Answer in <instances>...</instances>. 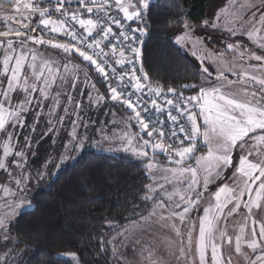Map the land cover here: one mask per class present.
Here are the masks:
<instances>
[{
  "label": "snow or ice",
  "instance_id": "1",
  "mask_svg": "<svg viewBox=\"0 0 264 264\" xmlns=\"http://www.w3.org/2000/svg\"><path fill=\"white\" fill-rule=\"evenodd\" d=\"M48 2L51 3L50 7L46 6L45 0H7L8 8L0 3V10L13 13L2 17L5 30L0 31V76L6 80V83L0 82V134L7 138L3 142L4 158L12 154L14 133L9 128L24 125L34 103V94L39 92L42 99H47L48 89L56 83L58 75L61 83L67 82L65 75H60V67L54 66L55 60L42 58L30 45H48L51 49L59 50L69 63L73 55H77L103 76L109 99L130 110L133 115L129 120H135L139 125L137 134L125 132L123 137L127 145L124 151L145 162L146 176L150 181L143 186L145 195L142 200L153 202V207L147 216L140 217V221L147 224L159 216L160 221L167 222L181 245L178 249L181 258L193 253L195 246L198 264H231V258L224 257L221 250L225 240L229 244L232 242L226 229L219 226L221 219L238 213L242 207L250 214L253 207L259 208L264 202V55L239 51V45L232 43L227 44L226 48L232 50L233 57L238 58L234 61H226L223 54L202 53L201 63L211 60L217 66V74L214 79H207L212 74L207 67L203 68L202 85H180L181 89L198 88L196 95L185 97L183 91L175 87L167 86L165 91L164 85L157 83L153 86L149 74L143 71L142 62L139 75L135 67L124 71L125 66L134 65L138 58L143 57V40L137 33L140 36L146 34V28H133L131 23L124 21L144 23L151 0ZM234 7L235 23L228 28L229 34L236 35V24L241 28L247 24L245 31L249 41L264 50V0H260L259 5L253 0L251 3L234 4ZM254 10L261 15L257 16ZM245 12L252 13L248 21L244 19ZM53 14H58V18H53ZM37 17L33 26L32 21ZM216 19L220 21L221 17L217 16ZM203 23L205 26L209 24L208 21ZM191 30L192 25L185 22L183 35L177 36V42L192 40ZM41 33L62 36L65 42L45 39ZM253 60L259 63V67L249 63ZM115 65L120 66L119 71ZM63 68L66 74L68 63ZM73 70L74 75L80 71L77 66H73ZM226 73L235 79H229ZM84 75L86 79L87 73ZM113 82L117 86H113ZM71 87H75L74 81ZM13 93L18 97L16 103H13L10 95ZM21 93L23 99H19ZM68 99L71 100V97ZM102 100L104 97L98 96L97 103ZM153 113L158 114L155 120ZM160 116L164 119H160ZM168 121L172 126L166 132ZM140 133L148 138L144 139ZM201 139L208 151L206 155L197 156V142ZM86 140L73 129L70 151H83ZM24 147L30 149L27 139ZM157 153L165 154L174 167H159L154 162ZM234 154H238L235 164ZM14 155L23 161L25 151H17ZM193 163L195 166H192ZM6 167L4 160L0 159V169ZM17 167H20L18 162ZM228 169H233L230 177L232 184L222 183L213 194V200L203 208L194 240L196 225L189 219L190 213L200 207L202 192L221 179ZM14 183L18 187L24 185L23 190L27 188L23 175L14 179ZM169 187L172 191H169ZM3 191L13 196L14 200L18 199L8 188ZM229 205L232 207L225 214ZM26 206L23 201H5L4 207L8 211L0 214V234H3L5 241L10 242L14 217ZM249 219L250 216L246 217L245 223ZM176 221L187 228L186 243L185 234L181 233ZM127 232L125 229L120 234L121 238ZM244 232V227H241L235 241L236 253L241 252ZM245 244L251 250L250 255H245L247 264H264V223L259 224L257 229L256 222L252 221ZM71 255L73 259L76 258L75 253Z\"/></svg>",
  "mask_w": 264,
  "mask_h": 264
},
{
  "label": "rangeland",
  "instance_id": "2",
  "mask_svg": "<svg viewBox=\"0 0 264 264\" xmlns=\"http://www.w3.org/2000/svg\"><path fill=\"white\" fill-rule=\"evenodd\" d=\"M246 2L251 3L253 0H226L205 20L209 22L207 26L204 23L200 25L191 24L193 39L188 42L178 43L176 38L178 35H183V27L177 31L175 35L176 44L199 64L202 72L203 68H208L212 75L211 77H207V79L215 78L217 66L211 60H205L201 63L202 53L205 55L209 52L223 54L226 61H234L238 58L233 57L232 50L226 48L227 44L232 43L239 45V51H247L248 54L255 52L257 55H264V50H260L255 42L249 41L245 31L247 24H245V28H241L236 24V35L229 34L228 28L232 27L233 23H235L233 15L235 12L234 4ZM254 2L257 5L260 4V0H254ZM254 11L257 16L261 15L258 10ZM217 16L221 17L220 21H217ZM251 16V12H245V21L250 20ZM213 24L216 27H212ZM1 30L3 31V28ZM194 42L195 47H193ZM30 47H33V45H30ZM36 50L42 58L55 60L54 66L60 67V75H65L67 82L61 83L58 75L56 83L48 89L49 95L47 99H42L39 92L34 94V103L27 113L24 125L22 127L18 126L15 129L9 128L10 131H13L14 138L11 142L12 154L8 158H4L3 156V142L7 138L0 134V159H3L7 166L6 169H0V214L8 211L4 207L5 201L9 203H20L23 201L27 205L18 211L14 220L23 210L34 206L32 198L37 187L49 182L69 161H74L78 157L81 151H70L71 145L69 141L73 129L76 130L78 135L87 138L85 147L91 146L97 150L112 154L128 152L124 151L127 145L124 143L123 133L129 132L135 135L139 132V125L135 120H129V117L133 114L129 110V112L122 111L117 106L114 108V105L117 103L109 99L108 90L103 91L100 88L97 78L90 73L88 67L80 62V58H74V56L78 57L77 55H73L69 63L61 51L51 49L48 45L47 48ZM0 53H2V50H0ZM0 60H2V54H0ZM65 63H68L69 69L66 74L63 68ZM249 63L259 67V63L254 60ZM73 66H77L80 69L75 75ZM85 73H87L86 79ZM226 75H228L229 79H235V77L228 73ZM73 81L75 82V87H71ZM0 82L6 83L3 76H0ZM197 92L198 90L192 91L187 95H196ZM10 95L12 96L13 103H16L18 99L17 95L15 93ZM69 96L71 100L68 99ZM98 96H103L104 100L97 103ZM19 99H23V93L19 95ZM77 104L79 107H77ZM140 135H143V133H140ZM45 138L49 139L47 145L49 154L41 166L35 167V165L34 167H30L29 163L34 160L38 145ZM143 138L147 139L146 135H143ZM25 139H27L30 149L24 147ZM66 145L68 146L67 148L65 147ZM200 145L202 146V143ZM20 150L25 151L23 161H20L14 155L15 152ZM207 151L208 149L205 147L201 152H196V155H206ZM158 154L160 153L156 154L154 162L159 167H174V165L169 163L166 155H164L165 160L160 161ZM149 155L151 156L152 153L150 152ZM237 155H233L234 164L237 161ZM17 162L20 163V167H17ZM192 166H195V164L193 163ZM232 171L233 169H228L223 173L221 179L210 184L208 190L202 192L199 201L200 207L190 213L189 219L196 225V232L193 233L194 240L198 234L199 217L203 215V208L208 206L210 200H213V194L222 183H228L231 186L232 180L230 177ZM21 175L26 178V190H23L24 185L18 187L14 183V179H19ZM4 188H8L10 192L15 193L18 199L14 200L13 196L6 195L3 191ZM169 191H172L171 187H169ZM231 207L232 205H229L225 209V214H227L228 209ZM165 215H167L166 212ZM248 216L251 219L245 223V218ZM253 220L256 222L257 229L259 224L264 223V202H262L259 208L253 207L250 214L242 207L238 213L227 216L226 219H221L220 228L226 229L227 236L232 238L230 244L225 240L221 250L224 257L231 258V264H247L245 255H250L251 250L246 247L245 242L249 238ZM176 223L181 233L185 234L186 243L187 228L185 225H180L179 221H176ZM241 227H244L245 232L241 240V252L236 253L235 241L236 237L240 235ZM2 238L3 243L0 250H11V239L8 242L4 240V237ZM113 244V259L115 264H198L195 246L193 247V253L188 254L184 258L179 256L178 249L181 245L177 243L176 234L167 226V222L159 220V216L152 218L147 224L141 221L136 223L135 227L123 237L121 242L118 241L117 243L115 241Z\"/></svg>",
  "mask_w": 264,
  "mask_h": 264
},
{
  "label": "trees",
  "instance_id": "3",
  "mask_svg": "<svg viewBox=\"0 0 264 264\" xmlns=\"http://www.w3.org/2000/svg\"><path fill=\"white\" fill-rule=\"evenodd\" d=\"M223 2L226 0H151V27L141 60L152 83L165 89L172 86L185 94L198 90L180 88L184 83L202 85L203 80L201 67L176 44L175 35L185 22L203 23ZM80 62L106 91L95 67ZM48 140L40 142L30 167L44 163ZM200 143L197 153L205 148L203 140ZM158 155L160 161L165 160L164 154ZM146 171L145 162L129 152L112 154L84 147L74 161L35 189L34 206L23 210L10 227L12 248L0 250V264H115L113 242H121L120 234L125 229L130 232L153 207V202L142 200L143 186L150 182ZM2 237L0 234V247Z\"/></svg>",
  "mask_w": 264,
  "mask_h": 264
},
{
  "label": "built area",
  "instance_id": "4",
  "mask_svg": "<svg viewBox=\"0 0 264 264\" xmlns=\"http://www.w3.org/2000/svg\"><path fill=\"white\" fill-rule=\"evenodd\" d=\"M53 2H54V0H53ZM45 4H46V6H51V3L50 2H48V0H45ZM67 6V5H66ZM73 7H75V5H73ZM53 18H58V14H53ZM38 19V17L37 18H35V19H33V21H32V24H33V26L36 24V20ZM144 23H142L141 21H136V22H134V23H132V22H127V21H124V23H131V26L133 27V28H135V27H141V28H146V34L145 35H143V36H140V34L139 33H137V35L140 37V39H142L143 40V44H144V42H145V39H146V37H147V35H148V33H149V29H150V27H151V22H150V20H149V17H148V12H146L145 13V15H144ZM2 25H1V22H0V31H2L1 29H2V27H1ZM78 27V26H77ZM37 32L39 33L40 32V30L39 29H37ZM41 34H43L44 35V38L45 39H56V40H58V41H61V42H65V38L64 37H62V36H59V35H50V34H47V33H41ZM67 42H70V40L69 41H67ZM142 47H143V45H142ZM106 51H107V49H105ZM141 62H142V60H141V58H138L137 60H136V62H135V64L134 65H128V66H125L124 67V71H129V69L131 68V67H135L136 68V70H137V75H139L140 74V65H141ZM116 67H117V69H118V71L120 70V66L119 65H115ZM107 67V66H106ZM108 70H109V72H110V67H108ZM143 71H144V68H143ZM100 75V74H99ZM100 79L103 81V84L105 85V81H104V78H103V76L102 75H100ZM153 84V86H155L156 84H154V83H152ZM113 86H117L114 82H113ZM165 91H167V89H165ZM184 93V92H183ZM137 95H144V96H146L147 95V93H137ZM184 96L185 97H187L188 95L187 94H185L184 93ZM135 98V97H134ZM174 98V97H173ZM175 99V98H174ZM125 107V106H124ZM149 107H150V105H149ZM130 111V110H129ZM131 112V111H130ZM132 113V112H131ZM153 115V120H155L156 118H157V116H158V114H156V113H153L152 114ZM160 119H164V117L163 116H160L159 117ZM172 126V124H171V121H168L167 122V124H166V126H165V131L167 132V130H168V128L169 127H171ZM147 137V136H146ZM148 138V137H147ZM182 138V137H181ZM200 145V140L197 142V146H199ZM165 155V154H164Z\"/></svg>",
  "mask_w": 264,
  "mask_h": 264
},
{
  "label": "crops",
  "instance_id": "5",
  "mask_svg": "<svg viewBox=\"0 0 264 264\" xmlns=\"http://www.w3.org/2000/svg\"><path fill=\"white\" fill-rule=\"evenodd\" d=\"M0 3H3L5 8L10 7V6L7 4V0H0ZM220 9H222V7H220ZM4 15H13V13H12V12H7V13H5V12H3L2 10H0V22H1V25H2L3 30H5V27H4L5 22L2 20V17H3ZM9 26L11 27V26H13V25H12V24H9ZM203 143H204V142H203Z\"/></svg>",
  "mask_w": 264,
  "mask_h": 264
}]
</instances>
